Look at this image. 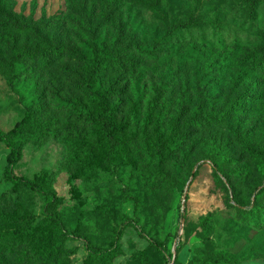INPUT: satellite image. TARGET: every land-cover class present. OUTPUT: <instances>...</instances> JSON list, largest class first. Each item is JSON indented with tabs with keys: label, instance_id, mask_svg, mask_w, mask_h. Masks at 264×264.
I'll return each instance as SVG.
<instances>
[{
	"label": "rangeland",
	"instance_id": "1",
	"mask_svg": "<svg viewBox=\"0 0 264 264\" xmlns=\"http://www.w3.org/2000/svg\"><path fill=\"white\" fill-rule=\"evenodd\" d=\"M246 6L0 0V128L30 115L44 129L21 147L12 173L36 177L59 197L50 206L55 223L40 213V194L4 179L0 142V211L29 225L3 264H93L85 243H115L106 264H264V175L240 146H264V71L246 73L239 63L246 50L264 51V0L251 19ZM71 50L101 51L124 68L100 72L97 87V72ZM111 84L117 91L104 93L114 145L93 118ZM242 94L249 98L233 113ZM150 103L160 136L143 123Z\"/></svg>",
	"mask_w": 264,
	"mask_h": 264
},
{
	"label": "trees",
	"instance_id": "2",
	"mask_svg": "<svg viewBox=\"0 0 264 264\" xmlns=\"http://www.w3.org/2000/svg\"><path fill=\"white\" fill-rule=\"evenodd\" d=\"M262 0H247V6L244 8V12L250 19L254 17L255 8ZM102 47H98V50H101ZM233 49H236V46H233ZM18 53H22L19 50ZM59 53L58 48L49 50L46 55V60L50 59L52 56H56ZM71 56H74L80 61L87 62V68L90 71H95L96 86H100V72L104 70L117 69L123 70L124 64L120 61H109L104 58V54L101 51L89 50L87 52L71 50L69 52ZM103 55V56H102ZM45 64V59L42 61ZM239 63L243 66L244 72L246 73H261L264 71V51L256 50H246L239 59ZM130 66V65H128ZM115 87L111 85L99 95V98L96 100V109L93 116L96 125L98 126L99 133L101 137L114 145L116 142V137L114 134V117L112 115V108L109 106V103L106 102V97L104 92H113L117 91ZM245 94L238 95L232 101L229 110L233 113L237 112L238 108L247 100ZM143 123H149L153 131L160 136L162 134L161 123H160V113L154 110V103H150L147 108L143 111ZM44 131L42 126L36 122L30 115H26L20 120L16 121L14 125L7 131H4L0 128V142L7 148L6 153V166L3 169L4 179L14 186L26 188L42 196V203L40 205V213L45 215L48 219L55 223H59V218L51 211L50 206L53 203L59 201V197L56 196L53 191L47 186L44 185L36 177L28 178L25 176H16L12 173V168L20 156L21 147L31 139L37 138ZM172 129H169L168 135H166L165 148H171L172 146ZM240 146L246 150L249 157L255 160L256 169L259 173L264 175V146L260 148H253L249 144L240 141ZM105 157L109 156V153H104ZM209 162L213 165L217 163L212 159L208 158ZM259 186V185H258ZM0 220L7 227L0 225V264L4 263V254L11 252L12 241L16 237H21L26 233L29 228L28 223L24 219V216H9L0 211ZM134 227L136 225V219H128ZM4 227V228H3ZM21 227L20 229H18ZM59 234L61 236H66L67 234L61 228L59 229ZM121 234V228H117L113 235V240H116ZM155 246L154 241L151 242ZM84 249L86 251V258L91 260L93 264H106L107 260L110 259L118 252V246L114 243L110 246L101 248L99 246L90 245L88 243L84 244ZM45 252V251H43ZM52 253H47V256H51ZM27 256V254H25ZM45 256V254H44ZM54 258V256H52ZM45 259V257H44ZM42 264H45V261H42Z\"/></svg>",
	"mask_w": 264,
	"mask_h": 264
}]
</instances>
